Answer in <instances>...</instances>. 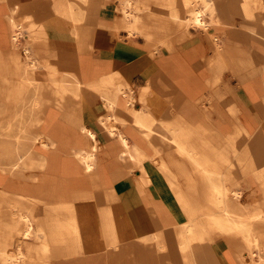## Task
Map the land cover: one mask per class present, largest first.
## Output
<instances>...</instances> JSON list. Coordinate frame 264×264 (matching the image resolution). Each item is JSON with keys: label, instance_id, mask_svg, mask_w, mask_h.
<instances>
[{"label": "crops", "instance_id": "1", "mask_svg": "<svg viewBox=\"0 0 264 264\" xmlns=\"http://www.w3.org/2000/svg\"><path fill=\"white\" fill-rule=\"evenodd\" d=\"M20 2L26 8L50 11L48 16L36 14L33 19L44 30L41 43L33 45L40 58L55 51L53 44L66 47L81 42L88 46L96 39L107 41L110 42L109 47L98 46L92 52L82 53V62L87 66L90 63L95 65L97 74H102L113 69L124 73L135 68L136 62L146 55L141 38L128 37L120 28L115 32L116 36L112 35L116 21L113 0L100 7L98 21L103 31L97 38L85 34L87 23L84 20L76 22L78 32L75 34L70 19L52 13V7L41 4L43 1ZM213 32L223 41L227 40L226 33L220 29ZM194 37V42L176 55L177 66L174 57L163 50L160 62L156 54V58L149 59L140 70L128 74L132 100L129 104L138 111L143 105L139 94L143 88L148 89L144 112L160 121L166 135L175 129L179 136H184L188 151L204 154L209 159L189 160L173 145L153 134L148 139L144 138L128 117V146H138L147 153H153L155 147L160 149L163 157L162 160L147 159L141 165H135L131 160L117 158L123 150L117 135L108 136L97 131L95 135L102 157L94 168L93 178L78 160L48 161L43 166L24 167L16 181L13 177L3 178V182L6 180L11 184L15 181V184L24 186L23 194L35 200L33 236L13 240L10 249L19 245L26 254H30L29 264H187L189 260L194 264H208L201 261L208 256L217 258L221 264H243L236 259L225 238L216 234L212 237L210 252L204 249L208 244L206 238L193 241L186 248L184 226L186 212L217 211L211 205L212 182L201 176L202 168L229 170L230 187L241 191V197L236 201L239 211L252 212L258 204L259 210L264 212L263 190L254 176V171L264 169V160L255 159L258 151L251 146V139H257L264 145V64L242 82L227 67L219 72V80L214 82L217 66L208 64L206 60L213 55L212 44L203 33L194 34ZM239 47L264 58V46L254 39L242 41ZM226 65L231 66L228 58ZM83 75L88 79L87 67ZM159 75L162 76L161 81L157 79ZM170 85L174 92L169 90ZM79 101V97L66 96L62 105L76 106ZM123 104L124 100H119V105ZM44 106H47L45 115L49 109L48 119L60 123L66 121L64 115L68 107H56L53 103ZM122 111L124 108H117V116L127 119ZM98 113L103 117L107 111L100 108ZM89 114V111L74 112L70 114V120L88 122L89 127L95 130L90 124ZM61 125V130L59 128L56 134H51L55 139L64 137V141L55 147L63 148L67 142L69 145L66 147L70 149L66 148V151L72 152V147L86 146L88 139L83 132ZM235 126H240L247 134L240 152L253 158L242 160L241 166L235 161L232 149L218 142L219 138L231 136ZM219 151L227 153L229 159L226 162L216 159ZM240 167L244 171L239 177L236 170ZM162 169L166 174L160 171ZM91 179L97 182L96 185L91 184ZM213 182L217 184L216 178ZM235 204L231 203L230 208ZM10 216V212L2 215Z\"/></svg>", "mask_w": 264, "mask_h": 264}, {"label": "bare ground", "instance_id": "2", "mask_svg": "<svg viewBox=\"0 0 264 264\" xmlns=\"http://www.w3.org/2000/svg\"><path fill=\"white\" fill-rule=\"evenodd\" d=\"M20 1L0 0V264H29L31 258L19 245L10 249L13 240L33 236L32 212L35 210V200L23 194L25 189L21 182H18L20 185L15 184L24 167L43 166L48 161L78 160L85 166V172L90 173L93 178L96 172L94 168L102 157L95 135L97 131L108 136L117 135L123 145V150L117 156L120 160H131L135 165H141L147 159L162 160L160 149L154 147L153 153H147L138 146H128V117H131L133 126L144 138L148 139L153 134L159 140L173 145L179 154L189 160L209 159L204 154L188 151L184 136H179L175 129L166 135L160 121L144 112L148 89L143 88L139 94V100L143 103L141 108L138 111L131 108L128 74L133 70H140L149 59L156 58V54L159 55L157 58L160 62L163 50L174 57L177 66L178 52L191 45L194 34L200 33L207 36L213 47V55L206 60L208 64L215 63L217 66L218 74L214 82L219 80V72L227 67L242 82L264 64L263 56H254L239 47L242 41L251 42V39L264 46V0H116L119 3V15L112 35L116 36V30L122 28L128 37L141 38L145 43L146 55L136 62L135 68L124 73L113 69L102 74H97L95 65L90 63L87 66L82 62V53L92 52L98 46L109 47L110 42L107 41L96 39L88 46L81 42L66 47L53 44L55 51L40 58L33 45L41 43L44 30L33 19L36 14L39 17L48 16L50 11L26 8ZM38 1L52 7V13L70 19L75 34L78 32L76 22L84 20L87 23L85 34H92L97 38L103 31L98 21L100 7L110 0ZM217 29L226 33V41L213 32ZM226 58L231 61V66L226 65ZM85 67L89 70L88 79L83 75ZM243 70L246 73H242ZM157 79L161 81L162 76L159 75ZM171 79L182 86L176 78ZM169 90L175 91L172 85ZM83 91L86 92L83 94ZM66 96L79 97L80 103L76 106H64L62 104ZM121 99L124 100L122 106L119 105ZM46 103L68 107L64 115L67 126L48 119L49 109L46 115L44 113ZM119 107L124 108L122 114L127 119L117 116L116 109ZM100 108L107 111L103 117L98 113ZM84 111L90 112V124L95 130L89 127L88 122L70 120L71 113L81 114ZM61 124L63 128L83 132L88 139L86 146L72 147V152L66 151V148L70 149L66 147L69 145L67 142H64L63 148L55 147L64 141L62 136L57 139L51 136L59 128L61 130ZM119 127L123 130L120 131ZM246 136L240 126H235L231 136L218 139L220 145L232 149L239 166L242 160H253L251 156L248 158L240 152ZM251 146L258 151L255 159L264 160L263 143L251 139ZM216 159L226 162L229 158L226 152L219 151ZM160 171L165 173V169ZM236 171L240 177L244 169L240 167ZM200 173L207 182H212L211 205L217 211L186 212L185 247L189 248L193 241L206 238L208 244L204 249L210 252L212 237L216 234L225 238L232 246L239 262L264 264V212L259 210L258 204L252 212L239 211L240 206L236 201L241 197V191L230 187L229 170L224 172L220 169L202 168ZM254 176L261 183L264 194V169L254 171ZM5 177H13L15 181L11 184L6 180L3 182ZM213 178H216V185ZM96 183L91 179V184ZM233 202L236 204L234 208H230ZM182 203L186 205L187 202ZM6 212H10L11 216L2 217ZM234 238H238V241H234ZM27 252L30 253L29 250ZM201 261L221 264L220 260L212 256ZM187 264L194 263L189 260Z\"/></svg>", "mask_w": 264, "mask_h": 264}, {"label": "rangeland", "instance_id": "3", "mask_svg": "<svg viewBox=\"0 0 264 264\" xmlns=\"http://www.w3.org/2000/svg\"><path fill=\"white\" fill-rule=\"evenodd\" d=\"M113 1L115 4V5H113V13H114L115 17H117L119 15V11H118L119 3L116 0H113ZM120 30L124 31L122 28H120ZM218 237H220V236L218 235ZM234 241L237 242L238 238H234ZM253 258H255V257L253 256Z\"/></svg>", "mask_w": 264, "mask_h": 264}]
</instances>
